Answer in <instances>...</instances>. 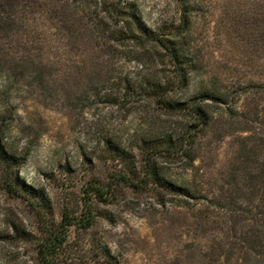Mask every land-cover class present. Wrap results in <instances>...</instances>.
Returning a JSON list of instances; mask_svg holds the SVG:
<instances>
[{
  "label": "trees",
  "instance_id": "trees-1",
  "mask_svg": "<svg viewBox=\"0 0 264 264\" xmlns=\"http://www.w3.org/2000/svg\"><path fill=\"white\" fill-rule=\"evenodd\" d=\"M174 2L175 15L151 28L131 0H0V74L5 82L13 77V86L52 92L51 100L61 99L71 111L107 104L122 114L116 130L95 133L97 147L91 154L112 164L114 173L106 184L84 189V214L77 218L64 211L61 228H90L93 201L111 203L118 187L136 193L156 189L163 193L161 206L166 205L165 197L176 198L172 207L191 213L194 222L196 238L174 264H264V110H226V136L245 134L237 142L241 166L220 176L209 196L195 180L169 176L158 165L166 160L192 168L197 139L207 132L217 110L234 97L218 81L203 82L204 55L193 38L198 7L193 0ZM250 20L264 25V0H256ZM7 40L18 43L12 56L5 53ZM255 45L264 50V28ZM251 83L239 94L264 95V81ZM162 117L187 121L181 125ZM235 122L242 127L233 128ZM124 123L127 127L120 132ZM22 164L0 128L2 186L43 217L49 209L46 196L14 174ZM63 241L59 232L51 234L44 255L55 256ZM101 254L107 264H120L110 252Z\"/></svg>",
  "mask_w": 264,
  "mask_h": 264
},
{
  "label": "rangeland",
  "instance_id": "rangeland-1",
  "mask_svg": "<svg viewBox=\"0 0 264 264\" xmlns=\"http://www.w3.org/2000/svg\"><path fill=\"white\" fill-rule=\"evenodd\" d=\"M131 1L151 28L175 15L174 0ZM193 1L198 7L193 18V38L204 55L203 82L218 81L234 97L217 110L207 132L197 139L192 168L166 160L158 161V165L169 176L182 177L189 183L195 180L198 189L209 196L220 176L241 166L237 142L245 134L226 136V110L231 107L251 114L255 108L264 110V95L239 94L251 82L264 81V50L255 45L264 25L250 20L256 0ZM5 44V53L12 56L18 43L7 40ZM24 44L31 48L30 43ZM5 81L0 74V128L23 158L14 174L20 182L44 194L49 209L42 217L24 198L7 193L1 182L5 171L0 166V264H107L101 250L110 252L120 264L177 262L181 253L185 254L184 247L196 238L194 222L191 213L172 207L176 198L165 197L166 205L161 206L163 193L156 189L136 193L118 187L111 203L93 201L94 223L90 228H61L64 211L77 218L84 214V189L93 183L106 184L114 173L110 172L112 164H104L91 154L97 147L95 133L101 128L116 130V120L122 119V114L107 104L84 112L71 111L61 99L52 101V92L13 86V77ZM162 120L181 125L187 121L180 117ZM125 127L126 123L120 132ZM241 127L239 122L233 125L236 130ZM56 232L65 241L55 256H46L43 246ZM192 255L195 258L197 254Z\"/></svg>",
  "mask_w": 264,
  "mask_h": 264
}]
</instances>
